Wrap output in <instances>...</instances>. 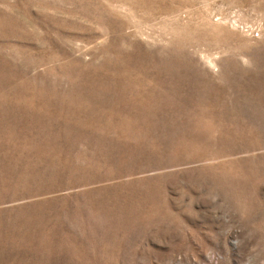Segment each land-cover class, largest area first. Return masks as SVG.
<instances>
[{
    "label": "rangeland",
    "instance_id": "obj_1",
    "mask_svg": "<svg viewBox=\"0 0 264 264\" xmlns=\"http://www.w3.org/2000/svg\"><path fill=\"white\" fill-rule=\"evenodd\" d=\"M0 264H264V0H0Z\"/></svg>",
    "mask_w": 264,
    "mask_h": 264
}]
</instances>
